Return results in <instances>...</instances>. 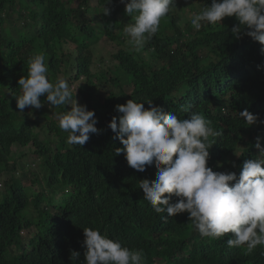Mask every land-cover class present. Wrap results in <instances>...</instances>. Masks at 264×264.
Masks as SVG:
<instances>
[{
    "label": "trees",
    "instance_id": "trees-1",
    "mask_svg": "<svg viewBox=\"0 0 264 264\" xmlns=\"http://www.w3.org/2000/svg\"><path fill=\"white\" fill-rule=\"evenodd\" d=\"M187 1L194 12L211 6V0ZM184 5L176 0V7ZM104 7L110 9L107 16ZM178 9L137 52L122 35L124 18L130 24L134 19L119 0H0V264H86L83 229L89 227L130 250H142L146 264H264V247L251 253L230 248L231 234L202 237L187 213L157 214L139 185L154 181L157 169L146 166L138 172L123 153L116 155L123 145L107 125L113 117L119 123L122 114L114 109L129 99L152 101L180 119L195 112L211 121L219 133L209 138L208 166L214 171L239 153L223 169L239 175L246 160L260 156L257 137L264 147V123L248 127L239 115L247 109L264 121V46L243 32L234 38L235 17L197 31L181 20ZM103 36L117 46L109 54L111 63L132 78L134 87L127 93L117 84L115 93L100 99V85H114L120 76L109 75V68L91 72L92 47ZM40 53L49 80L79 81V104L95 112L99 134H90L83 146L68 144L67 133L49 114L41 123V108L31 110L32 120L12 111L14 98L22 94L18 80L27 76L30 58ZM153 59L160 64H151ZM40 99L42 109H51L47 113L69 110ZM29 146L34 150L12 157L13 148ZM58 189L60 195L54 192ZM23 228L33 235L22 237ZM73 251L80 254L77 261L70 259Z\"/></svg>",
    "mask_w": 264,
    "mask_h": 264
},
{
    "label": "clouds",
    "instance_id": "clouds-1",
    "mask_svg": "<svg viewBox=\"0 0 264 264\" xmlns=\"http://www.w3.org/2000/svg\"><path fill=\"white\" fill-rule=\"evenodd\" d=\"M119 2L134 19L123 32L129 49L137 52L158 33L161 22L177 11L176 0ZM109 14L110 9L104 7L103 15ZM229 17L238 21L231 29L234 38L240 39L243 32L264 46V0H211V6L191 13L190 24L199 31L205 25H220ZM48 73L43 53L30 58L27 76L18 80L22 94L15 97L16 107L21 113L25 108L38 110L44 106L41 97H46L52 107H70V110L58 112L55 119L61 131L67 133L68 144L83 146L90 134H99L95 112L75 99L78 90L75 85L70 87L63 77L51 82ZM145 103L129 99L125 105H117L114 111L122 114L119 123L117 117H113L107 128L123 145L116 149V155L123 153L130 168L144 172L146 166L154 165L157 169L154 181L139 182L144 199L153 210L166 214L167 218L187 213L191 226L205 238L218 239L231 234L226 241L230 248L244 247L251 253L258 246L264 247V147H261V138L257 137L255 144L260 156L246 160L239 175L214 171L208 166L209 138L219 133L213 129L211 121L195 112L190 118L180 119L154 106L152 101ZM239 115L248 127L264 123L247 109ZM173 196L177 198L175 203L171 202ZM83 235L86 264H146L142 250H130L99 229L84 228ZM79 255L73 251L70 259L77 261Z\"/></svg>",
    "mask_w": 264,
    "mask_h": 264
},
{
    "label": "rangeland",
    "instance_id": "rangeland-1",
    "mask_svg": "<svg viewBox=\"0 0 264 264\" xmlns=\"http://www.w3.org/2000/svg\"><path fill=\"white\" fill-rule=\"evenodd\" d=\"M178 2L180 3V5L182 4H185L184 6L182 7H177L178 9V12L180 11L179 13V17L181 18V20H184V21H190V16H191V13L194 12L193 8L191 6L188 5V1L187 0H178ZM191 7V9H190ZM124 25L122 26V31H123V28L127 25V24H130L128 22L127 19L124 18ZM122 35L125 37L124 35V32H122ZM126 38V37H125ZM117 46L114 45V43L112 41H109V39L106 37V36H103L101 37V39L92 47V53H93V64L91 66V72L92 73H96L98 70H103V71H106V69L109 68V70H111L110 73H108L109 75L111 76H114L117 75L119 76V80L116 82V84L114 85H109V84H104V85H100L101 86V91L99 93V96L101 97L100 99H103V96L106 94V93H110V92H113L115 93L117 90H118V86L117 84H120L121 88L129 93L132 91L134 85H133V82H132V78L128 79L126 78L123 73H120V68L119 66L115 65L114 63H111L110 59H109V54L110 53H113L115 50H116ZM142 55L146 56L145 53L142 52ZM100 59L102 61H100ZM151 64H160L159 61H156L155 59L152 60ZM108 66V67H106ZM103 81V80H102ZM101 81V82H102ZM68 82V81H67ZM69 86L71 87L72 85H75L77 87V85L79 84V81L77 82H73V81H69ZM81 83V81H80ZM16 100V98H14ZM75 99L78 101L79 98L76 96ZM79 103V101H78ZM32 109H29V108H25L23 110V113L20 112V110L16 107V102L14 104H12V111L14 114H17V115H21V117H25V115H27L28 118H30L31 120L33 119V111H31ZM51 110L49 107L48 108H45V109H42L41 108V111L39 112L38 110V113H39V120H41V123H43L44 121V116L46 114H49L51 116V118H53L54 120L55 119V114L53 112H49L47 113L46 111H49ZM69 110H70V107H69ZM42 112V113H41ZM46 113V114H45ZM44 115V116H42ZM57 121V120H56ZM34 148L32 146H29L27 147L26 149H23V148H19V147H15L13 148V154H12V157L13 158H17L19 157L20 153L22 151L24 152H28V151H33ZM236 155H238L239 153H235ZM235 154H232L228 161H226V163L224 164H220V167H219V171H225L223 170L225 166H232V163H234V161L236 160L235 157L237 158V156H235ZM18 159V158H17ZM22 163H27V158H23L22 160H20ZM39 161L35 162L36 164L38 163ZM18 171V169H17ZM4 187L3 183L0 181V190H2ZM34 191H37V188L35 186H33L32 188ZM51 192L50 190H47L46 191V195L47 196H51ZM56 194H59L60 195V190H56L54 191ZM33 235V231H29V230H26L25 228L22 229V237H28V236H32ZM19 238H17L18 240ZM22 240V239H21ZM19 241V240H18ZM10 252H7L6 256H10L9 254ZM7 256V257H8ZM14 256V254H12V257L10 259H12ZM158 264V263H157Z\"/></svg>",
    "mask_w": 264,
    "mask_h": 264
}]
</instances>
